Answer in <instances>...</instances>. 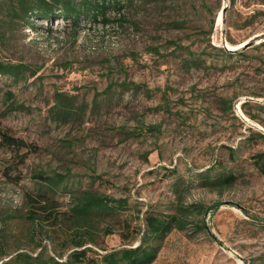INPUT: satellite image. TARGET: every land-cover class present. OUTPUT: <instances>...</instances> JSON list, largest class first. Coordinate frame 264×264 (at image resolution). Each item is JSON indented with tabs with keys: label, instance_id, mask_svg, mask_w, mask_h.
I'll return each instance as SVG.
<instances>
[{
	"label": "rangeland",
	"instance_id": "obj_1",
	"mask_svg": "<svg viewBox=\"0 0 264 264\" xmlns=\"http://www.w3.org/2000/svg\"><path fill=\"white\" fill-rule=\"evenodd\" d=\"M246 1L137 0L108 11L109 23L83 17L78 31L62 19L11 30L2 4L0 61L37 74L0 76V128L35 147L0 142V264L19 251L69 250L50 235L57 220L20 217L39 172L65 177L61 212L70 190L128 199L101 221V253L137 245L147 210L198 204L205 212L174 229L152 264H264V15L243 26L264 4ZM60 107L74 113L59 119ZM14 167L19 182L5 175ZM221 174L237 179L206 184Z\"/></svg>",
	"mask_w": 264,
	"mask_h": 264
},
{
	"label": "trees",
	"instance_id": "obj_2",
	"mask_svg": "<svg viewBox=\"0 0 264 264\" xmlns=\"http://www.w3.org/2000/svg\"><path fill=\"white\" fill-rule=\"evenodd\" d=\"M135 1L137 0H0V7L2 4L5 5L3 12L9 17L11 30L14 29V25L21 24L36 28L34 19L48 22L62 19L70 22L78 31L83 17L98 19L102 16L104 22L109 23L108 11L120 14L124 8ZM235 1L232 0V2ZM248 3L247 0L245 4L248 5ZM254 3L264 4V0H255ZM260 14L264 15V10H256L251 17L247 18L243 26L250 25ZM36 74L37 70H33L30 64L0 61V76H9L18 81ZM56 113L59 119H62L72 115L74 110L71 107H60ZM0 142L4 146L13 148L17 153L23 149L27 151L35 149L33 144L2 128H0ZM27 153L20 158L21 163L25 161ZM14 168L5 170V175L14 182H19L22 179L21 175ZM13 170L17 174H13ZM236 179L234 174H221L216 177H207L206 184L211 187H224L234 184ZM34 180L37 185V195L28 196L31 209L26 215H20V217H26L33 222H43L47 219L46 217L57 220L56 225L50 228V235L57 237L60 244L65 243V247H69V250L64 252L57 246L53 253H50L44 247L36 255L19 251L1 264H152L158 258L164 240L174 229H185L190 215L205 212L203 206L198 204H181L177 212L147 210L144 218L145 228L135 230L141 234L137 245L111 250L103 249L105 252L101 253L94 248L99 245L101 221L116 217L127 210L130 207L128 199L90 189L70 190L72 206L69 210L61 212L58 210V201L54 195L62 189L61 185L65 177L39 172L34 175ZM47 213L49 216H45ZM206 227L204 224L199 229ZM130 232V228L125 229L122 237L129 239ZM106 233H112V230L108 228ZM4 247H6L5 241L0 240L2 256L7 254Z\"/></svg>",
	"mask_w": 264,
	"mask_h": 264
},
{
	"label": "water",
	"instance_id": "obj_3",
	"mask_svg": "<svg viewBox=\"0 0 264 264\" xmlns=\"http://www.w3.org/2000/svg\"><path fill=\"white\" fill-rule=\"evenodd\" d=\"M225 13V10H224V12H223V14ZM252 45V43L251 42H247L245 45H243V48H249L250 46ZM229 49V48H228ZM230 51H235L234 49H229Z\"/></svg>",
	"mask_w": 264,
	"mask_h": 264
},
{
	"label": "bare ground",
	"instance_id": "obj_4",
	"mask_svg": "<svg viewBox=\"0 0 264 264\" xmlns=\"http://www.w3.org/2000/svg\"><path fill=\"white\" fill-rule=\"evenodd\" d=\"M221 20H222V14L219 16V21H221ZM243 45L244 44H242V46ZM227 46H228L229 49H234L235 48L233 45H230V44H227Z\"/></svg>",
	"mask_w": 264,
	"mask_h": 264
}]
</instances>
